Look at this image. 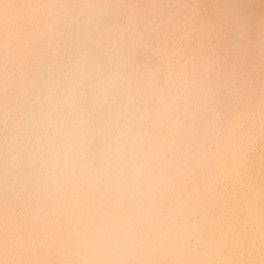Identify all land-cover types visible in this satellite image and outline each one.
Returning a JSON list of instances; mask_svg holds the SVG:
<instances>
[{
    "label": "bare ground",
    "instance_id": "bare-ground-1",
    "mask_svg": "<svg viewBox=\"0 0 264 264\" xmlns=\"http://www.w3.org/2000/svg\"><path fill=\"white\" fill-rule=\"evenodd\" d=\"M99 2L113 7L95 17L97 36L86 55L106 67L110 43L128 46L126 98L117 101L111 115L117 129L132 125L128 170L140 183L109 184L94 195L98 177L36 161L35 139L24 136L23 130L43 99L40 75L47 62L40 42L29 60L28 85L0 101V227L31 238L42 253L52 249L55 259L58 246L87 215L88 201L98 198L102 204L97 211L122 204L141 223L153 242L141 253L145 259L167 258L165 251L184 259H258V234L241 255L236 231L264 212L202 213L183 196L259 195L264 139L253 124L264 88V58L241 48L238 37L258 43L264 35V0ZM77 4L51 0L48 7L70 11ZM5 7L0 22L12 34L35 36L43 27L38 19L41 0H5ZM85 107L91 111L89 104ZM98 118L107 116L101 112ZM240 124L249 135L240 154L227 158L228 167L238 168L239 175L224 183L216 152ZM111 163L119 170L128 160Z\"/></svg>",
    "mask_w": 264,
    "mask_h": 264
},
{
    "label": "clouds",
    "instance_id": "clouds-1",
    "mask_svg": "<svg viewBox=\"0 0 264 264\" xmlns=\"http://www.w3.org/2000/svg\"><path fill=\"white\" fill-rule=\"evenodd\" d=\"M51 0H41L38 19L43 27L33 36L14 35L0 22V101L13 91L28 85V64L37 44L43 42L41 53L47 62L42 72L41 103L35 105L27 117L24 136H32L37 145L35 159L41 166L51 164L61 171L81 169L98 177L92 193L95 195L106 185L126 182L137 186L140 177L129 169L128 133L131 123L117 129L112 123V110L118 100L126 98L124 69L128 60V46L122 41L107 46V66L97 65L86 55L95 42L97 28L94 19L101 11H109L111 4L99 0H78L70 11L48 7ZM6 11L5 0H0V21ZM240 47L258 51L264 58V35L255 43L239 35ZM147 51V50H146ZM89 104V108L85 104ZM0 107H3L0 103ZM104 112L107 119L98 118ZM215 112L212 118H215ZM258 135L264 139V88L258 115L255 117ZM258 125V127H257ZM240 124L227 143L216 152L222 166V181L232 183L239 175L238 168H229L227 158L240 154L249 132ZM250 131V130H249ZM98 149H102V152ZM101 155L103 159H100ZM117 170L112 161L120 165ZM264 160V157H262ZM107 162V163H106ZM259 199L264 201V179L261 180ZM89 200L87 215L79 223L52 259L53 250L43 253L31 238L20 236L9 228L0 227V264H264V213L258 220L238 226L236 239L241 255L249 242L259 238L258 259L178 258L165 251L164 259H145L141 253L152 247L142 231L141 223L132 219L122 204L105 207ZM112 205V204H108ZM230 251V249H229Z\"/></svg>",
    "mask_w": 264,
    "mask_h": 264
},
{
    "label": "flooded vegetation",
    "instance_id": "flooded-vegetation-1",
    "mask_svg": "<svg viewBox=\"0 0 264 264\" xmlns=\"http://www.w3.org/2000/svg\"><path fill=\"white\" fill-rule=\"evenodd\" d=\"M186 199L198 204L195 207L202 213L247 215L264 212V201L259 195H184L183 200ZM198 200L201 203H197Z\"/></svg>",
    "mask_w": 264,
    "mask_h": 264
}]
</instances>
